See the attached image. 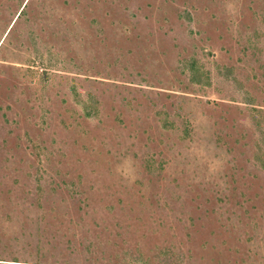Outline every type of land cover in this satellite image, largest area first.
<instances>
[{"label": "rangeland", "instance_id": "rangeland-1", "mask_svg": "<svg viewBox=\"0 0 264 264\" xmlns=\"http://www.w3.org/2000/svg\"><path fill=\"white\" fill-rule=\"evenodd\" d=\"M0 264H264V0H0Z\"/></svg>", "mask_w": 264, "mask_h": 264}]
</instances>
